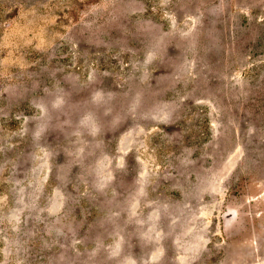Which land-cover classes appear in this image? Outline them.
I'll return each mask as SVG.
<instances>
[{
  "label": "rangeland",
  "instance_id": "1",
  "mask_svg": "<svg viewBox=\"0 0 264 264\" xmlns=\"http://www.w3.org/2000/svg\"><path fill=\"white\" fill-rule=\"evenodd\" d=\"M0 264H264V0H0Z\"/></svg>",
  "mask_w": 264,
  "mask_h": 264
}]
</instances>
